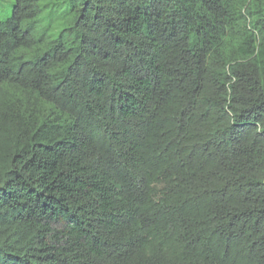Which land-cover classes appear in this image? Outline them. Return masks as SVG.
Wrapping results in <instances>:
<instances>
[{
	"label": "trees",
	"instance_id": "trees-1",
	"mask_svg": "<svg viewBox=\"0 0 264 264\" xmlns=\"http://www.w3.org/2000/svg\"><path fill=\"white\" fill-rule=\"evenodd\" d=\"M0 264H264V0H0Z\"/></svg>",
	"mask_w": 264,
	"mask_h": 264
}]
</instances>
